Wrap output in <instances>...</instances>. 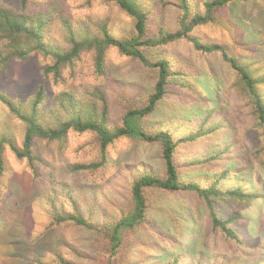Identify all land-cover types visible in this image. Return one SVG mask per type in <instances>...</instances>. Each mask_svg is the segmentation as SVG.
<instances>
[{
    "label": "rangeland",
    "instance_id": "374dc122",
    "mask_svg": "<svg viewBox=\"0 0 264 264\" xmlns=\"http://www.w3.org/2000/svg\"><path fill=\"white\" fill-rule=\"evenodd\" d=\"M205 1L187 0L190 14L203 13ZM37 4L50 17L45 37L60 49L68 47L69 37L80 41L98 34L102 23L115 38L134 35V18L115 0H35L31 7ZM0 6L17 9L18 5L0 0ZM138 6L147 12V37L179 27L178 0H138ZM36 8L28 11L38 14ZM191 34L203 43L224 46L239 64L247 65L259 80L264 100V0H232L213 10L211 19L195 26ZM137 49L151 62L166 59L170 69L166 93L142 118V128L147 133L167 131L174 140L211 129L203 139L175 145L178 173L182 180L204 188L215 183L222 190L241 187L252 193L248 202L213 196L212 208L222 220L232 217L229 225L238 235L251 228L253 236L239 241L225 237L212 224L210 206L194 191L146 187L142 220L123 233L117 253L108 255L101 230L71 221L57 223L52 219L54 207L72 211L75 206L107 228L131 212L135 176L164 175L161 144L124 136L108 144L102 154L94 132L70 130L61 141L36 137L31 163L18 159L3 144L0 264H58L57 255L75 264H264V130L255 120L236 70L221 52L196 50L185 38ZM94 57L92 49H81L59 77L43 71L52 61L40 51L12 59L0 70V95L28 115L42 86L38 111L45 117L47 112L53 114L64 92L95 100L101 108L94 92L98 87L106 100V124L119 125L128 107L146 103L157 69L112 45L105 50L103 73L96 70ZM25 128L24 120L0 100V138L21 147ZM215 152L220 155L214 156ZM103 155L106 159L97 168H74L99 165ZM194 157L200 164L190 163Z\"/></svg>",
    "mask_w": 264,
    "mask_h": 264
},
{
    "label": "trees",
    "instance_id": "16d2710c",
    "mask_svg": "<svg viewBox=\"0 0 264 264\" xmlns=\"http://www.w3.org/2000/svg\"><path fill=\"white\" fill-rule=\"evenodd\" d=\"M13 1L18 5L17 9L0 6V70L4 69L12 59L24 58L32 51H40L45 55H49L52 61L51 64L44 67L43 71L59 77L61 69L65 65L70 64L78 56L81 49H92L95 52L94 63L96 70L103 73L105 50L108 46L112 45L117 47L122 53L136 57L145 66L157 69L158 74L154 87L146 98V103L139 107H128L123 114L122 123L113 126L106 124V100L103 92L98 87L94 89V92L98 96L101 108L95 100L86 101L85 98L74 97L70 93L64 92L59 97V106L56 107L53 114L52 112H47L45 113V117H41L38 111V105L43 101L42 86L36 92L32 102L33 108L28 115L20 114L8 97L0 95V100L8 106L10 111L17 113L19 118L23 119L26 123L21 147L16 146L9 138H0V182L3 171L1 150L4 143L8 144L18 159L26 158L31 163L34 160L32 146L36 137L61 141L70 130L94 132L97 135L102 154H104L108 144L124 136L146 142L158 141L161 144L164 175L160 176L146 172L135 176L130 186V197L133 203L130 213L110 224L107 228H104L81 214L79 209L74 206V203L73 210L66 211L65 209H61L62 206L56 207L53 203L54 201L50 200V205L55 206L52 216L53 221L57 223L71 221L76 225L88 229L101 230L107 239L105 249L108 251V255L112 256L117 253V249L122 243L123 233L142 220L146 206L143 191L146 187H155L167 191L182 189L196 192L207 202V205L211 208L210 216L213 226L219 228L225 237L235 238L236 241H239L253 236L251 228L248 231H241V234L238 235V231L232 225H229L232 222V217L222 220L215 214L212 208L213 196L221 197L222 195H226L248 202L254 198L252 193L246 192L241 187L222 190L215 183L204 188L194 181L182 180L178 173V166L174 159L175 145L178 142H187L193 138L203 139L205 134H208L211 129L198 130L196 134H188L179 140H174L172 135L167 131L159 130L154 133H147L142 128V118L155 110L158 102L162 100L166 93L170 69L166 59L159 58L151 62L137 48L140 46H159L176 39L185 38L192 43L196 50L202 52L219 51L222 53L224 60L229 62L236 70L242 84V90L251 103L255 120L264 130V100L259 91L258 78L252 74L247 65L239 64L235 57L230 56L224 46L217 43H203L191 34L195 26L211 19L213 10L232 0L205 1L203 13L195 11L193 14H190L187 0H178L180 8L182 9L179 27L173 31L160 30L154 37H147L145 35L147 12L138 6V0H115L119 7L134 18V35L131 38L118 39L113 37L107 25L102 23L97 31L98 34L93 33L94 35L84 36V39L80 41L69 37L67 41L68 47L65 49L58 48L56 44L51 43L45 37V26H47L50 20L49 14L47 12L45 13L46 9L36 8L39 4L31 7V3L35 0ZM34 8H36L38 14L28 11ZM63 20L64 25H67V19ZM198 85H200L199 82ZM215 136L218 137L219 135ZM210 142L212 143L213 141L210 140ZM219 155L220 153L216 152L214 154V156ZM102 158L99 165L95 163L77 164L74 168H97L106 159L104 155ZM199 162L200 159H196V157L190 161L191 164H200ZM56 260L58 264H75L61 255H57ZM171 264L176 263L172 262ZM196 264L205 263L198 261Z\"/></svg>",
    "mask_w": 264,
    "mask_h": 264
}]
</instances>
